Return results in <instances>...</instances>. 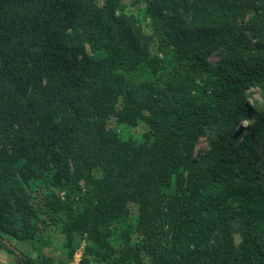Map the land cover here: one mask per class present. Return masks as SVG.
Wrapping results in <instances>:
<instances>
[{"label":"trees","instance_id":"trees-1","mask_svg":"<svg viewBox=\"0 0 264 264\" xmlns=\"http://www.w3.org/2000/svg\"><path fill=\"white\" fill-rule=\"evenodd\" d=\"M0 237L15 264H264V0H0Z\"/></svg>","mask_w":264,"mask_h":264},{"label":"rangeland","instance_id":"rangeland-1","mask_svg":"<svg viewBox=\"0 0 264 264\" xmlns=\"http://www.w3.org/2000/svg\"><path fill=\"white\" fill-rule=\"evenodd\" d=\"M137 1L138 0H124V4L129 7H133ZM250 100L253 103L255 102L260 103L261 99H260L259 93L257 91H254L252 96L250 97ZM239 127H244V124L242 121H240ZM143 130H144V127L141 126L139 129L135 131L138 132V131H143ZM207 150H208L207 141L204 137H202L198 141V144L195 150V155L196 156L202 155ZM37 203H38V206L43 204L42 200L39 198L37 200ZM130 211H131V215L135 216L137 213V207L133 204L130 205ZM37 234L40 236L42 240L48 241L47 246L43 248V251H42L45 255L54 257L55 259H60L61 257H63L62 256L63 252L61 251L62 237L54 226H51L49 222H45V223L42 222L38 226ZM10 242L14 247H17V249L21 250L22 252L26 254H29L31 256L38 254V252L31 245L18 242L14 239H12ZM82 251H83V246L76 252L74 256V260L70 262L69 264H77L78 261L81 259ZM0 264H15V260L12 255L0 249Z\"/></svg>","mask_w":264,"mask_h":264},{"label":"water","instance_id":"water-1","mask_svg":"<svg viewBox=\"0 0 264 264\" xmlns=\"http://www.w3.org/2000/svg\"><path fill=\"white\" fill-rule=\"evenodd\" d=\"M0 240H2V238L0 237ZM2 241H4V240H2ZM4 242H6V241H4ZM14 249V248H13ZM16 252H18L17 250H15Z\"/></svg>","mask_w":264,"mask_h":264}]
</instances>
